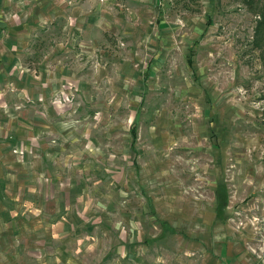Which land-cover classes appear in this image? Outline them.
<instances>
[{"label": "rangeland", "instance_id": "obj_1", "mask_svg": "<svg viewBox=\"0 0 264 264\" xmlns=\"http://www.w3.org/2000/svg\"><path fill=\"white\" fill-rule=\"evenodd\" d=\"M20 4L0 264H264V0Z\"/></svg>", "mask_w": 264, "mask_h": 264}, {"label": "crops", "instance_id": "obj_2", "mask_svg": "<svg viewBox=\"0 0 264 264\" xmlns=\"http://www.w3.org/2000/svg\"><path fill=\"white\" fill-rule=\"evenodd\" d=\"M26 10V4L21 5L20 0H0V29L12 32L16 28H21L24 24L13 23L11 19L25 17Z\"/></svg>", "mask_w": 264, "mask_h": 264}, {"label": "trees", "instance_id": "obj_3", "mask_svg": "<svg viewBox=\"0 0 264 264\" xmlns=\"http://www.w3.org/2000/svg\"><path fill=\"white\" fill-rule=\"evenodd\" d=\"M243 4H245L248 8L256 4L257 1L259 0H241ZM262 13V20L259 21L260 24L264 25V6L260 10ZM264 27V26H263ZM133 136L135 135V132L133 131Z\"/></svg>", "mask_w": 264, "mask_h": 264}]
</instances>
